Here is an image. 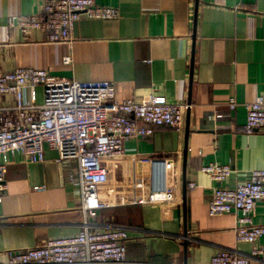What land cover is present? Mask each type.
Here are the masks:
<instances>
[{
  "label": "crops",
  "instance_id": "obj_1",
  "mask_svg": "<svg viewBox=\"0 0 264 264\" xmlns=\"http://www.w3.org/2000/svg\"><path fill=\"white\" fill-rule=\"evenodd\" d=\"M45 1L0 0V74L30 67L80 82L114 83L119 100L164 96L190 105L181 129L128 139L121 157L103 160L109 182L100 189L103 207L92 230L127 231V261L138 264H209L220 251L248 257L252 246L238 242L234 232L238 215H209L215 184L202 167L230 165L233 174L223 184L230 189L250 171L264 170V131H244L246 106L264 92V0H97L118 9V19L79 20L71 46L49 44L39 31L24 38L10 28L14 19L39 14ZM32 94L42 103V87ZM30 96L25 91V99ZM231 99L238 104L231 117L211 120L214 109L228 111ZM14 105L12 94L3 97L2 107ZM45 155V163L30 164L17 154L8 166L0 264L7 251L83 232L78 189L67 182L77 165L57 163L59 154L48 144ZM155 163L179 173V201L148 202ZM254 224L264 226V200L256 205Z\"/></svg>",
  "mask_w": 264,
  "mask_h": 264
},
{
  "label": "built area",
  "instance_id": "obj_2",
  "mask_svg": "<svg viewBox=\"0 0 264 264\" xmlns=\"http://www.w3.org/2000/svg\"><path fill=\"white\" fill-rule=\"evenodd\" d=\"M119 10L101 6L97 0H46L39 14L14 19L10 28L24 38L34 31L43 33L52 45H73V29L83 19L116 20ZM65 64L71 63L70 57ZM43 88V101L37 104L32 91ZM30 90L29 100L25 91ZM12 94L15 105L2 107L5 95ZM226 112L214 109L210 114L219 121L236 111L234 99ZM190 105L170 103L164 96H153L139 103L119 100L117 87L108 81L80 82L62 78L46 70L17 68L0 74V203L6 190L8 166L17 154L30 164L46 162L45 145L59 154L57 163H76L67 182L76 186L81 200L83 232L76 236L50 239L27 249L6 252L4 264H138L127 261V231L92 230L93 222L103 207L100 189L109 182L104 159L114 160L124 154L123 143L131 138H150L158 128L181 129ZM245 133L264 131V92L246 106ZM215 184L208 211L211 217L231 213L238 215L234 229L238 242L252 246L248 257L228 251L214 255L209 264H250L264 261V226L254 224L258 202L264 200V170H253L233 188L223 187L233 174L230 165L210 163L202 167ZM164 191H152L149 203L179 201V173L165 163ZM196 184L189 185L194 189ZM45 187H36L43 191Z\"/></svg>",
  "mask_w": 264,
  "mask_h": 264
},
{
  "label": "water",
  "instance_id": "obj_3",
  "mask_svg": "<svg viewBox=\"0 0 264 264\" xmlns=\"http://www.w3.org/2000/svg\"><path fill=\"white\" fill-rule=\"evenodd\" d=\"M166 183L165 175V164L164 163H155L153 165L152 171V189L154 191H164ZM186 185H184V206L186 203Z\"/></svg>",
  "mask_w": 264,
  "mask_h": 264
},
{
  "label": "rangeland",
  "instance_id": "obj_4",
  "mask_svg": "<svg viewBox=\"0 0 264 264\" xmlns=\"http://www.w3.org/2000/svg\"><path fill=\"white\" fill-rule=\"evenodd\" d=\"M102 166H104V163H103V161H102Z\"/></svg>",
  "mask_w": 264,
  "mask_h": 264
}]
</instances>
